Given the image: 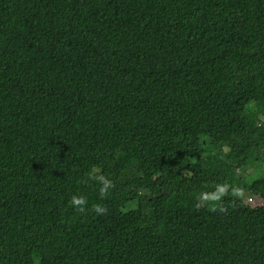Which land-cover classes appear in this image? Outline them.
Instances as JSON below:
<instances>
[{"label":"trees","instance_id":"16d2710c","mask_svg":"<svg viewBox=\"0 0 264 264\" xmlns=\"http://www.w3.org/2000/svg\"><path fill=\"white\" fill-rule=\"evenodd\" d=\"M0 264H264V0H0Z\"/></svg>","mask_w":264,"mask_h":264},{"label":"clouds","instance_id":"9594fccd","mask_svg":"<svg viewBox=\"0 0 264 264\" xmlns=\"http://www.w3.org/2000/svg\"><path fill=\"white\" fill-rule=\"evenodd\" d=\"M221 192L224 191V189H220ZM73 202L76 205H83L85 203V201L83 199H77L76 197H73Z\"/></svg>","mask_w":264,"mask_h":264},{"label":"rangeland","instance_id":"374dc122","mask_svg":"<svg viewBox=\"0 0 264 264\" xmlns=\"http://www.w3.org/2000/svg\"><path fill=\"white\" fill-rule=\"evenodd\" d=\"M249 172H250L251 174H255V171H254L252 168L249 170ZM248 198H249V197H248ZM248 200H249V199H248ZM249 202L259 204L261 201H260L258 198H254V200H249Z\"/></svg>","mask_w":264,"mask_h":264},{"label":"built area","instance_id":"2783aa9c","mask_svg":"<svg viewBox=\"0 0 264 264\" xmlns=\"http://www.w3.org/2000/svg\"><path fill=\"white\" fill-rule=\"evenodd\" d=\"M250 200H252V198H250Z\"/></svg>","mask_w":264,"mask_h":264}]
</instances>
